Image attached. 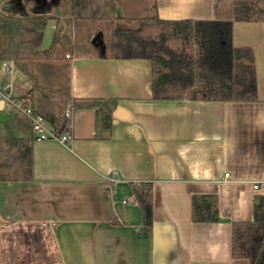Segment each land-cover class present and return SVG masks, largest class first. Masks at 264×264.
Segmentation results:
<instances>
[{"label": "crops", "instance_id": "obj_1", "mask_svg": "<svg viewBox=\"0 0 264 264\" xmlns=\"http://www.w3.org/2000/svg\"><path fill=\"white\" fill-rule=\"evenodd\" d=\"M115 5L120 18L96 20L111 36L147 17L233 19V0H154L149 15L134 0ZM55 7L72 50L36 68L41 83L69 95L71 138L38 140L28 116L1 105L0 153L28 140L33 167L31 180L0 181V264H250L233 256L232 232L235 221L256 220L264 199V20L233 21L234 44L254 51L256 100H159L150 59L112 57L103 33L99 43L87 26L79 48L76 21L66 24ZM57 29L49 20L41 49ZM9 61H0V85L29 96L31 80ZM72 98L116 99L109 125L99 108H75ZM142 181L153 184V222L140 231L132 184ZM199 193L217 195V220L192 219Z\"/></svg>", "mask_w": 264, "mask_h": 264}, {"label": "trees", "instance_id": "obj_2", "mask_svg": "<svg viewBox=\"0 0 264 264\" xmlns=\"http://www.w3.org/2000/svg\"><path fill=\"white\" fill-rule=\"evenodd\" d=\"M29 12L15 13L7 0H0V61L13 60L16 67L31 80L30 95L41 113L58 134L71 130V118L65 115L69 95L61 87L41 83L38 64L63 58L72 46L63 25L53 14L54 4L65 8L72 18L91 20L120 18L115 0H23ZM55 19L58 29L51 44L41 49L49 20ZM234 20H264V0H233V19H164L144 20L139 29H113L109 43L112 57L148 58L153 64L152 97L159 100L183 98L201 100L257 99V75L253 48L235 45ZM95 54L99 49L92 48ZM53 97L44 104V97ZM116 99L92 98L78 101L75 108L100 109L109 125ZM55 104V105H53ZM52 105V106H51ZM15 151L0 153V181L32 179L33 153L28 140H10ZM1 150V148H0ZM133 193L142 212L144 223L140 231L153 222V184L142 181L132 184ZM194 221H215L218 197L213 193L194 194L191 200ZM256 220L235 221L232 232V253L247 257L250 264H264V199L256 206Z\"/></svg>", "mask_w": 264, "mask_h": 264}, {"label": "built area", "instance_id": "obj_3", "mask_svg": "<svg viewBox=\"0 0 264 264\" xmlns=\"http://www.w3.org/2000/svg\"><path fill=\"white\" fill-rule=\"evenodd\" d=\"M67 56H69V54H67ZM8 65L10 68L16 66L13 60H10ZM11 86L10 82L0 85V100H2L3 104L8 108L30 118L32 131L36 139H57L63 142L66 139L71 138L69 132L58 134L49 120L35 110L31 98L29 96H15L9 91ZM65 115L67 117L71 115L70 107L65 109ZM228 176L229 172H226L225 177ZM255 187H257V185H255Z\"/></svg>", "mask_w": 264, "mask_h": 264}, {"label": "rangeland", "instance_id": "obj_4", "mask_svg": "<svg viewBox=\"0 0 264 264\" xmlns=\"http://www.w3.org/2000/svg\"><path fill=\"white\" fill-rule=\"evenodd\" d=\"M104 0H97V2L100 4V3H103ZM7 3L8 5L10 6V9L13 10L15 13L19 14L23 11L25 12H29L30 9L24 4L23 0H7ZM154 4V0H134V6H135V10L139 11L140 9L143 11V7L144 6H148V8H145V9H148V15L150 14V7L153 6ZM54 12L61 15V17L64 18V21L67 17H69V15L67 14V12L65 11V8H57L55 7L54 8ZM60 18V17H59ZM62 18V19H63ZM113 18V17H111ZM146 18V17H145ZM61 20V18H60ZM72 20H75L76 21V25H75V28H74V33H75V36L77 37L78 39V47L79 48H84V45L88 42V35H85V28L86 26L88 28H90V33H91V39H97L98 37V34L99 33H103V39H106L105 40V44L107 45V52L109 53L110 52V49H109V43L111 41V38L112 37L110 34V26L108 24H105L103 25V27L100 26L99 22L96 21V20H91V19H87V18H82V19H75V18H72ZM79 20V22L77 21ZM86 20V21H85ZM145 20H148V17L147 19ZM66 24H69L65 21ZM97 29V32L94 33V30ZM101 29V31H100ZM101 33V34H102ZM102 39V37H101ZM55 105V104H53ZM52 106V105H51Z\"/></svg>", "mask_w": 264, "mask_h": 264}, {"label": "water", "instance_id": "obj_5", "mask_svg": "<svg viewBox=\"0 0 264 264\" xmlns=\"http://www.w3.org/2000/svg\"><path fill=\"white\" fill-rule=\"evenodd\" d=\"M97 37H98V38L95 39V40H97L99 43H101V41H102V39H101V33H99ZM2 104H3V101L0 100V107H1Z\"/></svg>", "mask_w": 264, "mask_h": 264}]
</instances>
